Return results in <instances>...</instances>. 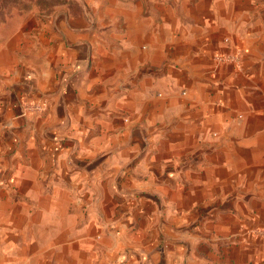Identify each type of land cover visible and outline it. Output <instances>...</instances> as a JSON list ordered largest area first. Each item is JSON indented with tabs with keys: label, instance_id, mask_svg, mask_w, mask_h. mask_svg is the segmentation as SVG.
<instances>
[{
	"label": "crops",
	"instance_id": "obj_1",
	"mask_svg": "<svg viewBox=\"0 0 264 264\" xmlns=\"http://www.w3.org/2000/svg\"><path fill=\"white\" fill-rule=\"evenodd\" d=\"M76 2L0 32V264H264V0Z\"/></svg>",
	"mask_w": 264,
	"mask_h": 264
},
{
	"label": "rangeland",
	"instance_id": "obj_2",
	"mask_svg": "<svg viewBox=\"0 0 264 264\" xmlns=\"http://www.w3.org/2000/svg\"><path fill=\"white\" fill-rule=\"evenodd\" d=\"M71 14H81L76 0H0V32L18 31L21 39L47 36L53 22Z\"/></svg>",
	"mask_w": 264,
	"mask_h": 264
},
{
	"label": "built area",
	"instance_id": "obj_3",
	"mask_svg": "<svg viewBox=\"0 0 264 264\" xmlns=\"http://www.w3.org/2000/svg\"><path fill=\"white\" fill-rule=\"evenodd\" d=\"M239 58H240V55L238 52H236L233 56H224V55H221V56H217L215 57L216 61L218 63H224V62H228L229 60H233L236 64L239 62ZM33 108L35 110H39V107L38 106H33Z\"/></svg>",
	"mask_w": 264,
	"mask_h": 264
}]
</instances>
